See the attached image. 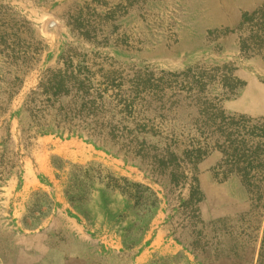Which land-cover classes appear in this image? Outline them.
<instances>
[{"label": "rangeland", "instance_id": "1", "mask_svg": "<svg viewBox=\"0 0 264 264\" xmlns=\"http://www.w3.org/2000/svg\"><path fill=\"white\" fill-rule=\"evenodd\" d=\"M263 5L0 0V264H264V42L240 51ZM69 48L138 82L137 146L20 138Z\"/></svg>", "mask_w": 264, "mask_h": 264}, {"label": "trees", "instance_id": "2", "mask_svg": "<svg viewBox=\"0 0 264 264\" xmlns=\"http://www.w3.org/2000/svg\"><path fill=\"white\" fill-rule=\"evenodd\" d=\"M247 22L252 23V31L250 39L242 40L240 47L242 53L246 48L249 49L248 42L253 41L254 45H262L264 42V5L253 12ZM85 34L87 36L89 33L86 31ZM60 63L59 68L47 70L42 74L37 86L26 96L16 113L20 138L26 141L48 134L77 135L107 146L109 142H115L119 138L117 131L121 127L124 131L121 132L123 137H120L129 140V143L136 141L135 146H137L138 139L133 137V132H137L139 120L136 114L139 112L135 111L137 107L135 102L140 95H145L144 92L139 91L138 82L134 79L125 80L119 74L116 76L117 72L112 65L105 67L90 61L87 59V54L75 57L73 48H69L66 54H63ZM25 64L22 63V66ZM13 79L18 81L17 77ZM23 118L25 121L22 120ZM125 119L127 121H124ZM124 123L130 124L129 127L123 126ZM166 151L167 153L158 155L154 161L164 169L168 167L166 156L174 157L173 154H168L169 150ZM160 173L161 171L158 172ZM163 176L164 179L165 175ZM251 178L257 177L252 175ZM194 181L192 185L194 187L191 188L197 192L196 189L199 188L197 179ZM136 187L142 189L140 186ZM147 190L142 189L137 199L146 203L151 197L145 195Z\"/></svg>", "mask_w": 264, "mask_h": 264}]
</instances>
